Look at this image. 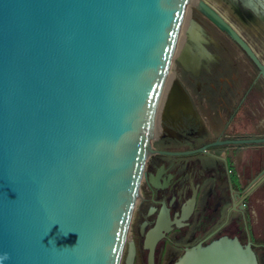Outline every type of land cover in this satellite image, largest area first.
I'll return each instance as SVG.
<instances>
[{
  "label": "water",
  "instance_id": "obj_1",
  "mask_svg": "<svg viewBox=\"0 0 264 264\" xmlns=\"http://www.w3.org/2000/svg\"><path fill=\"white\" fill-rule=\"evenodd\" d=\"M189 3L0 0V264L122 263ZM200 8L264 78L240 32ZM168 96L189 100L177 77ZM134 256L130 243L126 264ZM174 264L260 261L252 241L222 235Z\"/></svg>",
  "mask_w": 264,
  "mask_h": 264
},
{
  "label": "flooded vegetation",
  "instance_id": "obj_2",
  "mask_svg": "<svg viewBox=\"0 0 264 264\" xmlns=\"http://www.w3.org/2000/svg\"><path fill=\"white\" fill-rule=\"evenodd\" d=\"M201 1L235 27L264 61L215 3L196 0L194 8L188 9L182 25L186 33L180 34L177 63L171 73L189 100L169 105L170 78L158 109L154 151L146 162L132 237L121 264H126L130 243L135 246L133 264H174L187 247L207 244L222 235L252 241L262 264L264 181L248 191L264 174V146L258 163L247 161L245 153L251 145L264 143L222 141L264 136L261 131L235 130L244 108L256 114L249 104L253 96H260L258 79L264 78L242 47L200 8ZM224 1L241 17L264 21V0H253L255 5L244 0ZM252 66L258 71L256 76ZM258 101L261 104L260 98ZM258 126H264V118H259Z\"/></svg>",
  "mask_w": 264,
  "mask_h": 264
},
{
  "label": "rangeland",
  "instance_id": "obj_3",
  "mask_svg": "<svg viewBox=\"0 0 264 264\" xmlns=\"http://www.w3.org/2000/svg\"><path fill=\"white\" fill-rule=\"evenodd\" d=\"M209 1L215 3L222 11L228 14L230 19L242 30L243 34L254 44L256 50L264 59V21H259V22H256L254 20L250 21L241 17L237 12L232 10L224 0H209ZM195 2L196 0H190V3L188 5V9L190 11L194 8ZM184 33H186L185 26L182 27L180 34L183 35ZM176 63H177V56L174 57L172 71H175ZM250 70L253 76L257 75L258 71L255 67H253ZM258 85L261 94L260 96H253L249 104L252 107V109L255 110L256 114H254L249 107H246V109L244 108L242 112L238 115L237 120L235 121L236 131H245L249 133L261 131L264 133V126H260V127L258 126L259 118H261V120L264 118V80L262 78L258 79ZM259 98L262 105L258 101ZM257 106L258 107L260 106L259 110L257 109ZM262 146H264V144L251 145V147L248 148L247 152L245 153V159L247 161L252 160L254 164L258 163L262 157V153L260 152L264 150ZM262 220H264L263 217ZM131 227H132V223H131ZM131 227L128 235L129 239L132 237ZM262 264H264V257L262 258Z\"/></svg>",
  "mask_w": 264,
  "mask_h": 264
},
{
  "label": "bare ground",
  "instance_id": "obj_4",
  "mask_svg": "<svg viewBox=\"0 0 264 264\" xmlns=\"http://www.w3.org/2000/svg\"><path fill=\"white\" fill-rule=\"evenodd\" d=\"M174 77H175V76H172V73L170 72V74H169V76H168V79H167V82H166V83H168V80L171 78V79H170L169 90L167 91L168 93L166 94V96H168V94H169V91H170V88H171V84H172V81H173ZM166 86H167V84H166ZM166 86H165V88H166ZM164 94H165V89H164V93H163L162 96H164Z\"/></svg>",
  "mask_w": 264,
  "mask_h": 264
},
{
  "label": "clouds",
  "instance_id": "obj_5",
  "mask_svg": "<svg viewBox=\"0 0 264 264\" xmlns=\"http://www.w3.org/2000/svg\"><path fill=\"white\" fill-rule=\"evenodd\" d=\"M6 258H7L6 254L4 256H0V261H3Z\"/></svg>",
  "mask_w": 264,
  "mask_h": 264
}]
</instances>
